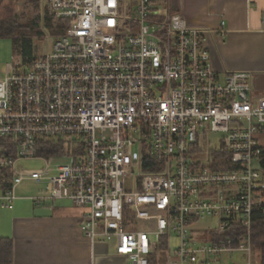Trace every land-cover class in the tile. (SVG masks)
Masks as SVG:
<instances>
[{
  "label": "built area",
  "instance_id": "1",
  "mask_svg": "<svg viewBox=\"0 0 264 264\" xmlns=\"http://www.w3.org/2000/svg\"><path fill=\"white\" fill-rule=\"evenodd\" d=\"M152 6L47 0L64 33L28 70L6 65L0 77V210L12 209L24 181L45 182L31 201L83 209L82 236L113 244L126 264H236V253L251 264L264 97L251 96L250 73L211 69L205 31ZM212 134L223 135L228 168H210ZM42 140L75 158L40 155ZM27 161L44 166L21 168ZM205 219L213 224L199 241L191 229Z\"/></svg>",
  "mask_w": 264,
  "mask_h": 264
},
{
  "label": "crops",
  "instance_id": "2",
  "mask_svg": "<svg viewBox=\"0 0 264 264\" xmlns=\"http://www.w3.org/2000/svg\"><path fill=\"white\" fill-rule=\"evenodd\" d=\"M22 0H15L20 4ZM45 4L47 0H39ZM161 13L179 15L188 28L205 31L211 69L218 75L250 73L252 97H264V0H157ZM48 11V9L46 10ZM264 149V134L257 136ZM0 210V238L12 241V264H126L113 244L89 243L78 229L83 209L69 201H19ZM199 222L191 232L208 233ZM175 241V237L170 241Z\"/></svg>",
  "mask_w": 264,
  "mask_h": 264
},
{
  "label": "rangeland",
  "instance_id": "3",
  "mask_svg": "<svg viewBox=\"0 0 264 264\" xmlns=\"http://www.w3.org/2000/svg\"><path fill=\"white\" fill-rule=\"evenodd\" d=\"M12 7L18 21L22 24H27V29L18 31L14 37L0 38V77L3 76L6 65H11L13 70L17 72L28 70L30 64L40 59L50 49L53 40L61 34V27L58 26L59 23L55 22L48 15L43 2L39 0H22L19 5L18 3H13ZM152 7L155 13L161 12L162 7L157 0H153ZM28 22L37 24L38 28L32 24H28ZM222 137V134L210 135L212 146L209 148L207 144H204L202 147L203 151L205 152L208 148L212 149L213 146H217ZM58 162L63 163V161ZM43 166L44 164L40 161H27L20 164V167L23 169H41ZM45 185V182L38 184L36 182L24 181L17 189L19 201H29L33 197L44 196ZM208 222L213 224V221L209 219L203 221V223ZM206 237V232L199 233L198 240L204 241ZM173 243L175 241L172 240L170 245H173ZM163 244L164 249L166 247L165 242ZM224 260L229 263L227 257ZM232 260L236 264H246L244 255L242 254H234ZM250 263L255 264L252 257Z\"/></svg>",
  "mask_w": 264,
  "mask_h": 264
},
{
  "label": "trees",
  "instance_id": "4",
  "mask_svg": "<svg viewBox=\"0 0 264 264\" xmlns=\"http://www.w3.org/2000/svg\"><path fill=\"white\" fill-rule=\"evenodd\" d=\"M15 0H0V38L2 37H14L16 33L22 29H27V24H22L18 21L14 8L12 7ZM7 4V5H4ZM28 24L34 25L35 23L28 22ZM61 27V34L64 33L65 27L63 23L58 24ZM60 35V34H59ZM81 149H79V156L82 155ZM61 151V152H60ZM39 154L43 156H59L64 154L66 157L75 158V151L70 147L64 148L63 143L58 141L42 140L39 142ZM207 155L212 158V164L210 168L222 169L228 168L231 160L230 154L224 151L223 146H215L207 151ZM60 157V156H59ZM259 169L262 172L264 179V149L259 157ZM263 202L261 207L256 210L252 216L251 222V246H252V259L255 264H264V188L262 192ZM164 244H159L157 250H163ZM13 247L12 241L7 238H0V264H12ZM151 264H154V257L151 258Z\"/></svg>",
  "mask_w": 264,
  "mask_h": 264
}]
</instances>
